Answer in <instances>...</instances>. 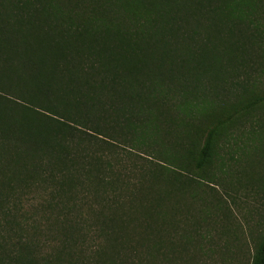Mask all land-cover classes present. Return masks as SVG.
Instances as JSON below:
<instances>
[{"label": "trees", "instance_id": "trees-1", "mask_svg": "<svg viewBox=\"0 0 264 264\" xmlns=\"http://www.w3.org/2000/svg\"><path fill=\"white\" fill-rule=\"evenodd\" d=\"M262 7L0 0V264H193L177 236L192 196L182 172L213 162L224 132L264 104V91L215 99ZM112 141L158 146L172 168L127 172ZM250 264H264V235Z\"/></svg>", "mask_w": 264, "mask_h": 264}, {"label": "rangeland", "instance_id": "rangeland-1", "mask_svg": "<svg viewBox=\"0 0 264 264\" xmlns=\"http://www.w3.org/2000/svg\"><path fill=\"white\" fill-rule=\"evenodd\" d=\"M247 23L253 47L233 62L234 67H227V79L221 82L225 88L216 89L218 102L235 103L237 95L246 98L251 91H264V7ZM112 143V151H105L127 172L138 163L146 165V160L172 168L158 159V146ZM218 144L213 162L202 169L188 165L182 172L192 196H187L189 213L179 216L177 236L189 243L193 264H250L255 244L264 235V104L242 114ZM130 180L138 177L132 174ZM24 192L25 199L38 198L34 191Z\"/></svg>", "mask_w": 264, "mask_h": 264}]
</instances>
